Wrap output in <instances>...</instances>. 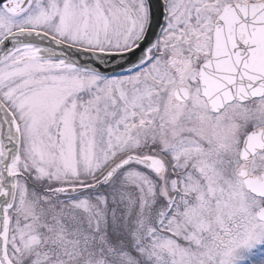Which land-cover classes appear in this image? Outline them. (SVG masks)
Instances as JSON below:
<instances>
[{
	"label": "snow or ice",
	"instance_id": "6c2138e0",
	"mask_svg": "<svg viewBox=\"0 0 264 264\" xmlns=\"http://www.w3.org/2000/svg\"><path fill=\"white\" fill-rule=\"evenodd\" d=\"M0 264H264V0H0Z\"/></svg>",
	"mask_w": 264,
	"mask_h": 264
}]
</instances>
